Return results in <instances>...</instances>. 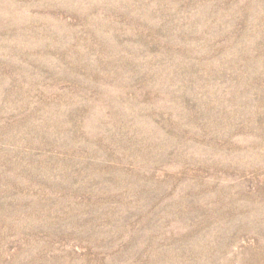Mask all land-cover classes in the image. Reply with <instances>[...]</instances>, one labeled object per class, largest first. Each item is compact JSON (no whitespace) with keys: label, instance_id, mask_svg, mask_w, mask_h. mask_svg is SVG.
Segmentation results:
<instances>
[{"label":"rangeland","instance_id":"374dc122","mask_svg":"<svg viewBox=\"0 0 264 264\" xmlns=\"http://www.w3.org/2000/svg\"><path fill=\"white\" fill-rule=\"evenodd\" d=\"M0 264H264V0H0Z\"/></svg>","mask_w":264,"mask_h":264}]
</instances>
